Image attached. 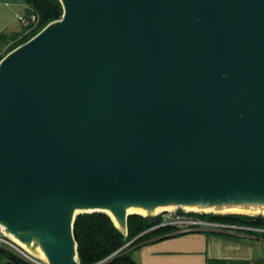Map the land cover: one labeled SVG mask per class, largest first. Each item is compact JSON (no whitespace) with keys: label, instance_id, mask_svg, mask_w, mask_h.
Segmentation results:
<instances>
[{"label":"water","instance_id":"95a60500","mask_svg":"<svg viewBox=\"0 0 264 264\" xmlns=\"http://www.w3.org/2000/svg\"><path fill=\"white\" fill-rule=\"evenodd\" d=\"M60 1L0 60L3 230L81 264L80 213L264 207V0Z\"/></svg>","mask_w":264,"mask_h":264},{"label":"trees","instance_id":"16d2710c","mask_svg":"<svg viewBox=\"0 0 264 264\" xmlns=\"http://www.w3.org/2000/svg\"><path fill=\"white\" fill-rule=\"evenodd\" d=\"M28 14L39 16L38 24L33 31L15 42L17 46L25 43L47 24L63 15L60 0H25ZM16 33L14 36H18ZM7 35L0 34V40ZM209 219L233 222L248 226L264 228L263 215L244 213H226L205 215ZM161 219L158 215L131 214L128 218V231H122L112 217L103 211L85 212L77 215L74 222V235L77 241L78 256L81 264H136L131 251L125 244L130 242L134 247L158 239L175 231L171 226H158ZM264 236V232L257 233ZM0 259L9 264H33L0 247ZM107 259V260H105ZM105 260L103 263H101Z\"/></svg>","mask_w":264,"mask_h":264},{"label":"crops","instance_id":"0c3cea01","mask_svg":"<svg viewBox=\"0 0 264 264\" xmlns=\"http://www.w3.org/2000/svg\"><path fill=\"white\" fill-rule=\"evenodd\" d=\"M136 264H264V236L175 231L134 247Z\"/></svg>","mask_w":264,"mask_h":264},{"label":"built area","instance_id":"2783aa9c","mask_svg":"<svg viewBox=\"0 0 264 264\" xmlns=\"http://www.w3.org/2000/svg\"><path fill=\"white\" fill-rule=\"evenodd\" d=\"M39 21V16L36 13L28 14L22 18L23 24H33ZM186 208H175L161 210L155 215H158L161 222L158 226H171L175 232H250L253 234L264 232V228L256 226H248L233 222L209 219L205 215L209 214H226L233 212H216L208 210H185ZM0 247L10 250L18 257L33 263V264H48L44 259L30 252L26 247L20 244L10 234H7L0 225ZM0 264H9L7 260L0 259Z\"/></svg>","mask_w":264,"mask_h":264},{"label":"rangeland","instance_id":"374dc122","mask_svg":"<svg viewBox=\"0 0 264 264\" xmlns=\"http://www.w3.org/2000/svg\"><path fill=\"white\" fill-rule=\"evenodd\" d=\"M27 8L28 6L25 0H0V34H2V36L7 35L6 37H3L0 40V60L14 49L13 47L15 46L14 44L15 42H17L18 40H20L21 38L30 34L33 31L35 27L34 25L37 23V21L31 25L23 24L22 22V18L28 15ZM16 33H20V34L18 36H14L16 35ZM170 209H175V208H170ZM258 214L264 216L263 213H258ZM258 214H251V215H258ZM124 247L126 248V250H129L130 252L134 248V245L128 242L127 244L124 245ZM105 260H103L101 263H103Z\"/></svg>","mask_w":264,"mask_h":264},{"label":"bare ground","instance_id":"6f19581e","mask_svg":"<svg viewBox=\"0 0 264 264\" xmlns=\"http://www.w3.org/2000/svg\"><path fill=\"white\" fill-rule=\"evenodd\" d=\"M172 206L168 207H160L156 209V212L161 211L163 209H169ZM186 209H196V210H201L199 208H193V207H187ZM208 211H218V212H236V213H247V214H258V213H263L264 214V207H247V206H229V207H224L222 209H214V208H209L207 209ZM130 211H136L140 213H147L144 210L141 209H131Z\"/></svg>","mask_w":264,"mask_h":264}]
</instances>
